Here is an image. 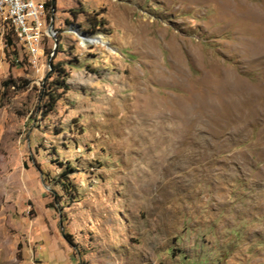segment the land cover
Wrapping results in <instances>:
<instances>
[{
    "label": "rangeland",
    "instance_id": "1",
    "mask_svg": "<svg viewBox=\"0 0 264 264\" xmlns=\"http://www.w3.org/2000/svg\"><path fill=\"white\" fill-rule=\"evenodd\" d=\"M53 18L43 69L0 45V264H264V0Z\"/></svg>",
    "mask_w": 264,
    "mask_h": 264
},
{
    "label": "built area",
    "instance_id": "2",
    "mask_svg": "<svg viewBox=\"0 0 264 264\" xmlns=\"http://www.w3.org/2000/svg\"><path fill=\"white\" fill-rule=\"evenodd\" d=\"M45 0H0V45L23 50L22 58L38 71L43 62L50 9ZM57 30V29H56ZM56 30L53 28L54 36Z\"/></svg>",
    "mask_w": 264,
    "mask_h": 264
},
{
    "label": "trees",
    "instance_id": "3",
    "mask_svg": "<svg viewBox=\"0 0 264 264\" xmlns=\"http://www.w3.org/2000/svg\"><path fill=\"white\" fill-rule=\"evenodd\" d=\"M46 6L48 9H50V7L52 8L51 1H48L46 3ZM54 8H55V6H54ZM94 20L96 23V24L94 23L96 28H98V27L100 28V25L102 27V25H103L102 20H98L97 18H95ZM52 67H53L52 72H53V74H56V78H65L66 72L61 65L53 64ZM56 78H54L53 79L54 81L52 80V82H54V83L59 82L58 79H56ZM64 84H65V81H64V79H62V82L60 83V86L62 89L67 88V85L66 84L64 85ZM49 89L51 90L50 93H48V95L44 97L45 99H47V104L45 105L47 110H49V107L52 106V101H55L56 100L55 96H57L55 93L56 92L55 88H53V86H51V88H49ZM53 106H54V104H53ZM57 164L61 165L62 163L57 162ZM70 171H73V169L71 167H69V169L65 168V170L62 172L61 175H58L57 177H49V180L52 181L54 184L59 185L63 189V191L65 192V196L71 201V199L74 200L75 198H77L78 187L73 181H71ZM64 237H65L68 244H70L73 247L76 246V243H74V241L72 239H70V236L68 234H65ZM78 252L80 254L79 249H78Z\"/></svg>",
    "mask_w": 264,
    "mask_h": 264
},
{
    "label": "water",
    "instance_id": "4",
    "mask_svg": "<svg viewBox=\"0 0 264 264\" xmlns=\"http://www.w3.org/2000/svg\"><path fill=\"white\" fill-rule=\"evenodd\" d=\"M51 3H52V18H51V22L48 26V29H47V33L49 36L52 37V39L54 40V31H53V28H54V11H55V0H51ZM84 37L86 38V41H88L89 43H92L93 40H90V37H88L89 39H87V35L85 34ZM96 37V36H95ZM48 65L51 66V58L48 59Z\"/></svg>",
    "mask_w": 264,
    "mask_h": 264
},
{
    "label": "crops",
    "instance_id": "5",
    "mask_svg": "<svg viewBox=\"0 0 264 264\" xmlns=\"http://www.w3.org/2000/svg\"><path fill=\"white\" fill-rule=\"evenodd\" d=\"M61 242H62V241H61ZM64 242H65V241H64ZM66 243H67V242H66ZM55 244H56L57 246H58V244H59L60 246H64V243H63V244H60V241H55V242H53V244L49 245V249L52 251L50 257H52V258H55V256L52 255L53 250L55 249V248H54ZM44 247H46V246H43L42 248L44 249ZM58 248H59V247H58ZM64 250H65V249H64ZM68 252L71 254V250L68 251ZM71 256H72V254H71Z\"/></svg>",
    "mask_w": 264,
    "mask_h": 264
},
{
    "label": "bare ground",
    "instance_id": "6",
    "mask_svg": "<svg viewBox=\"0 0 264 264\" xmlns=\"http://www.w3.org/2000/svg\"><path fill=\"white\" fill-rule=\"evenodd\" d=\"M90 40H93V41H99L100 39L99 38H90Z\"/></svg>",
    "mask_w": 264,
    "mask_h": 264
}]
</instances>
